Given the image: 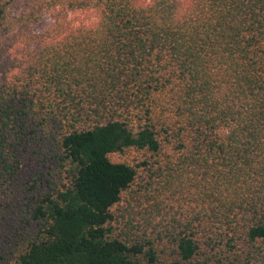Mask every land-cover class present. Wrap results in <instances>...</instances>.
Returning a JSON list of instances; mask_svg holds the SVG:
<instances>
[{
    "label": "trees",
    "instance_id": "1",
    "mask_svg": "<svg viewBox=\"0 0 264 264\" xmlns=\"http://www.w3.org/2000/svg\"><path fill=\"white\" fill-rule=\"evenodd\" d=\"M20 1L0 0V264H264V0H53L94 19L40 34L50 1Z\"/></svg>",
    "mask_w": 264,
    "mask_h": 264
},
{
    "label": "rangeland",
    "instance_id": "2",
    "mask_svg": "<svg viewBox=\"0 0 264 264\" xmlns=\"http://www.w3.org/2000/svg\"><path fill=\"white\" fill-rule=\"evenodd\" d=\"M48 1H50L49 3L50 5L47 6V11L44 13L40 22L37 23L36 26L32 28V31L36 34L44 33L52 26H54L56 22L59 21L58 19L61 15V11L67 12L66 22L70 23L72 26L89 24L91 20L94 19V14L90 9L83 8V9L66 10L64 8L62 10V6L55 5L56 3H54L53 0H48ZM34 3L35 0H22L18 3V7H20V10H24L25 8H28L29 5ZM143 199H145V197H143L142 193H135L133 194V196H130L128 199H124L123 202L116 208L117 216L123 215L125 217V221L133 218L135 216L134 213H138L140 207L147 206L146 204H144L146 203V201ZM142 200L144 201L143 203H141Z\"/></svg>",
    "mask_w": 264,
    "mask_h": 264
}]
</instances>
